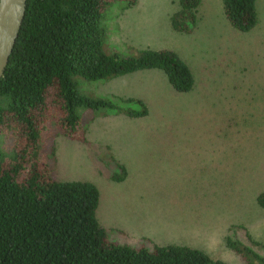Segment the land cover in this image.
<instances>
[{
	"label": "rangeland",
	"instance_id": "374dc122",
	"mask_svg": "<svg viewBox=\"0 0 264 264\" xmlns=\"http://www.w3.org/2000/svg\"><path fill=\"white\" fill-rule=\"evenodd\" d=\"M122 5L103 11V51L170 49L189 67L191 89L175 91L157 69L107 81L75 77L79 93L139 98L147 114L80 108L86 141L44 134L40 154L57 180L96 186L95 217L107 240L187 245L244 264L224 239L247 243L246 230L264 243V209L255 202L264 189V0H255L257 22L246 32L229 25L221 0H200L188 33L170 27L177 0ZM115 163L126 170L121 181L109 178L119 172Z\"/></svg>",
	"mask_w": 264,
	"mask_h": 264
},
{
	"label": "trees",
	"instance_id": "16d2710c",
	"mask_svg": "<svg viewBox=\"0 0 264 264\" xmlns=\"http://www.w3.org/2000/svg\"><path fill=\"white\" fill-rule=\"evenodd\" d=\"M114 1L127 9L137 0H25L0 77V264H224L187 245L152 244L148 249L107 240L95 217L96 186L87 180H57L47 156L40 154L44 134L86 141L80 108L133 118L147 114L139 98L111 95L112 101L79 93L75 77L107 81L157 69L175 91L192 87L189 67L170 49L143 48L136 56L103 51L101 17ZM221 1L232 28L246 32L256 24L255 0ZM177 3L170 27L188 33L195 26L200 0ZM115 165L119 172L109 178L121 181L126 170ZM255 202L264 209V189ZM245 237L247 243L226 236L225 246L244 264H264V243L246 230Z\"/></svg>",
	"mask_w": 264,
	"mask_h": 264
},
{
	"label": "water",
	"instance_id": "95a60500",
	"mask_svg": "<svg viewBox=\"0 0 264 264\" xmlns=\"http://www.w3.org/2000/svg\"><path fill=\"white\" fill-rule=\"evenodd\" d=\"M25 0H0V77L23 18Z\"/></svg>",
	"mask_w": 264,
	"mask_h": 264
},
{
	"label": "crops",
	"instance_id": "0c3cea01",
	"mask_svg": "<svg viewBox=\"0 0 264 264\" xmlns=\"http://www.w3.org/2000/svg\"><path fill=\"white\" fill-rule=\"evenodd\" d=\"M134 73V72H133ZM128 74H131V73H128ZM125 75H127V74H125Z\"/></svg>",
	"mask_w": 264,
	"mask_h": 264
}]
</instances>
